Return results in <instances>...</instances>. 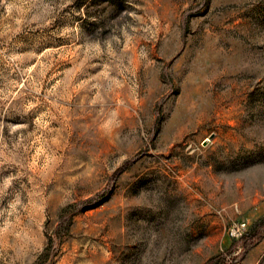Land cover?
Segmentation results:
<instances>
[{
	"label": "rangeland",
	"instance_id": "374dc122",
	"mask_svg": "<svg viewBox=\"0 0 264 264\" xmlns=\"http://www.w3.org/2000/svg\"><path fill=\"white\" fill-rule=\"evenodd\" d=\"M263 225L264 0H0V264H264Z\"/></svg>",
	"mask_w": 264,
	"mask_h": 264
},
{
	"label": "trees",
	"instance_id": "16d2710c",
	"mask_svg": "<svg viewBox=\"0 0 264 264\" xmlns=\"http://www.w3.org/2000/svg\"><path fill=\"white\" fill-rule=\"evenodd\" d=\"M263 235H264V225L256 229L252 233H244L241 236H239L238 241L241 243L243 248L241 253H243L250 245H252ZM232 263L233 261H227L222 254H217L209 258L204 264H232Z\"/></svg>",
	"mask_w": 264,
	"mask_h": 264
}]
</instances>
